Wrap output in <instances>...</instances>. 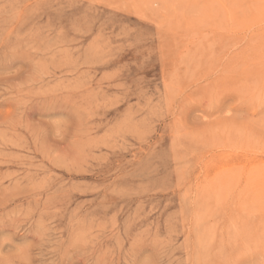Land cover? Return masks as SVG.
<instances>
[{"label": "rangeland", "instance_id": "1", "mask_svg": "<svg viewBox=\"0 0 264 264\" xmlns=\"http://www.w3.org/2000/svg\"><path fill=\"white\" fill-rule=\"evenodd\" d=\"M263 55L264 0H0V264H264Z\"/></svg>", "mask_w": 264, "mask_h": 264}, {"label": "bare ground", "instance_id": "2", "mask_svg": "<svg viewBox=\"0 0 264 264\" xmlns=\"http://www.w3.org/2000/svg\"><path fill=\"white\" fill-rule=\"evenodd\" d=\"M228 16V15H227ZM243 33V32H242ZM231 51V50H230ZM229 51V52H230ZM264 56V55H263ZM226 58V57H225ZM252 140V139H251ZM254 151V150H253ZM258 152V151H257ZM248 153V152H247ZM263 155V154H262ZM249 157V156H248ZM246 158V157H245ZM250 159V158H249ZM245 161V160H244ZM199 224V223H198ZM200 226V225H199ZM199 230V229H198ZM206 253V252H205ZM201 255V254H200Z\"/></svg>", "mask_w": 264, "mask_h": 264}]
</instances>
